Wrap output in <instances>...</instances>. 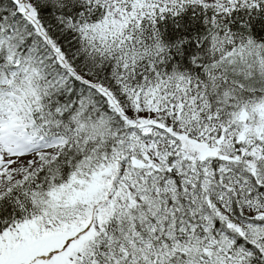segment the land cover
<instances>
[{"label":"snow or ice","instance_id":"1","mask_svg":"<svg viewBox=\"0 0 264 264\" xmlns=\"http://www.w3.org/2000/svg\"><path fill=\"white\" fill-rule=\"evenodd\" d=\"M0 264H264V0H0Z\"/></svg>","mask_w":264,"mask_h":264}]
</instances>
